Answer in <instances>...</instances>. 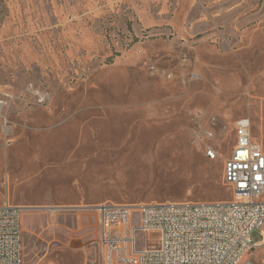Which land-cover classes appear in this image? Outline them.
Returning a JSON list of instances; mask_svg holds the SVG:
<instances>
[{
	"label": "rangeland",
	"instance_id": "1",
	"mask_svg": "<svg viewBox=\"0 0 264 264\" xmlns=\"http://www.w3.org/2000/svg\"><path fill=\"white\" fill-rule=\"evenodd\" d=\"M241 118L264 147V0H0V205L23 208L24 264H103L101 203L233 198Z\"/></svg>",
	"mask_w": 264,
	"mask_h": 264
},
{
	"label": "built area",
	"instance_id": "2",
	"mask_svg": "<svg viewBox=\"0 0 264 264\" xmlns=\"http://www.w3.org/2000/svg\"><path fill=\"white\" fill-rule=\"evenodd\" d=\"M235 130L224 162L233 198L94 207L103 264H251L252 235L264 226V147L253 139L249 119H239ZM206 156L214 160L219 153L208 147ZM22 214L21 206L0 205V264H24ZM154 233L159 239L146 240Z\"/></svg>",
	"mask_w": 264,
	"mask_h": 264
},
{
	"label": "crops",
	"instance_id": "3",
	"mask_svg": "<svg viewBox=\"0 0 264 264\" xmlns=\"http://www.w3.org/2000/svg\"><path fill=\"white\" fill-rule=\"evenodd\" d=\"M258 142V141H257ZM95 212H96V214H97V217H98V213H97V211L95 210ZM98 225H99V223H98ZM99 227V226H98Z\"/></svg>",
	"mask_w": 264,
	"mask_h": 264
}]
</instances>
